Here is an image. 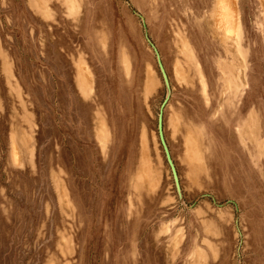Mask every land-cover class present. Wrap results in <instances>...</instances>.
<instances>
[{"label":"rangeland","instance_id":"1","mask_svg":"<svg viewBox=\"0 0 264 264\" xmlns=\"http://www.w3.org/2000/svg\"><path fill=\"white\" fill-rule=\"evenodd\" d=\"M0 264H264V0H0Z\"/></svg>","mask_w":264,"mask_h":264},{"label":"water","instance_id":"2","mask_svg":"<svg viewBox=\"0 0 264 264\" xmlns=\"http://www.w3.org/2000/svg\"><path fill=\"white\" fill-rule=\"evenodd\" d=\"M129 6H130V9L136 15H138L141 18L143 26H144V32H145L146 40L148 41V43L150 44V46L152 47V49H153V51H154V53L156 55L157 63H158V66H159V70L161 72L162 79L164 81V85H165V88H166V100H165V102H166L167 99L169 98L170 94H171V87H170V81H169L168 74L166 72V69H165L164 64H163V62L161 60V57H160V53L158 51V48L156 47V45L153 43V41L150 39V37L148 35V31H147V28H146V23H145L143 15L140 14L130 3H129ZM158 135H159V139H160L161 145L163 147L166 159H167L168 164H169V166L171 168V171H172V175H173V179H174L175 188H176V191H177V194H178V198H179V200L182 203H185L183 192H182V188H181V185H180L179 176H178V173H177V169H176V166H175L174 161L172 159V156L170 154V149L168 147V144H167L165 136H164L162 110L160 111L159 117H158ZM214 202L217 205H219V203L216 202L215 199H214Z\"/></svg>","mask_w":264,"mask_h":264}]
</instances>
